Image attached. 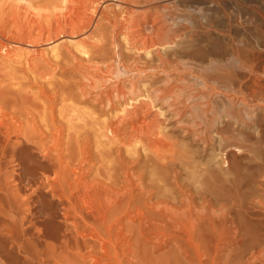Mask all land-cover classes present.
<instances>
[{
  "label": "bare ground",
  "instance_id": "bare-ground-1",
  "mask_svg": "<svg viewBox=\"0 0 264 264\" xmlns=\"http://www.w3.org/2000/svg\"><path fill=\"white\" fill-rule=\"evenodd\" d=\"M150 3L0 0V264L244 262L231 247L235 237L226 235L224 208L199 207L187 198L179 207L149 202L124 156L134 136L144 134L139 141L149 139L150 147L159 141V131L156 140L152 134L160 129V106L176 95L165 89L143 94L134 81L126 89L109 77L112 63L129 54L133 69H151L139 57L161 56L167 41L176 38L175 16ZM161 57L155 69L165 68ZM69 70L75 74L67 77ZM182 93L188 101L196 96V91ZM78 99L110 116L118 102L124 105L120 115L116 110L117 117L104 122L95 110L81 113ZM177 104L168 107L175 110ZM122 114L143 120L132 121L128 132ZM91 132L103 138L94 148L97 155ZM260 258L263 251L253 252L244 264Z\"/></svg>",
  "mask_w": 264,
  "mask_h": 264
},
{
  "label": "rangeland",
  "instance_id": "rangeland-1",
  "mask_svg": "<svg viewBox=\"0 0 264 264\" xmlns=\"http://www.w3.org/2000/svg\"><path fill=\"white\" fill-rule=\"evenodd\" d=\"M150 4L170 13L172 19L175 16L176 38L167 41L173 46L168 45L162 57L140 56L151 67L145 72L132 68L133 54L125 58L128 62L116 60L109 77L113 84L124 83L126 89L134 81L143 94L165 89L169 95H176L170 104L159 105L160 129L154 128L152 136L159 131L160 138L155 137L159 141L165 137L162 145L158 141L160 146L152 142L156 146L150 147L151 141L146 139L149 135L146 134L145 142H141L144 134L137 135L131 138L133 142L130 140L132 148L124 147V156L131 161L135 182L143 181L149 202L160 200L179 207L190 199L199 207L224 208L226 235L235 237L231 247L238 251L244 264L253 252H264V0H151ZM160 57L166 65L164 70L155 69ZM74 74L69 70L67 77ZM188 90L196 91L193 95L198 101L186 100L182 91ZM231 97L243 99L244 106L232 105ZM79 100L81 113L87 115L95 110L104 122L116 118L124 105L118 102L116 113L110 111V116L92 101ZM175 103L182 110L169 109L168 105L176 106ZM189 111H196L195 117ZM122 115L129 122L125 124L128 132L132 131V121L134 124L143 120L142 115L137 117L139 120ZM94 133L98 132H91L90 137L96 141L93 152L97 155L94 148L101 137ZM255 264H264V259Z\"/></svg>",
  "mask_w": 264,
  "mask_h": 264
}]
</instances>
